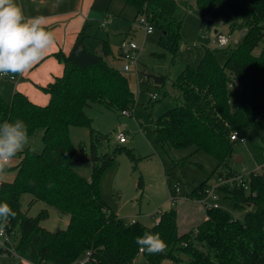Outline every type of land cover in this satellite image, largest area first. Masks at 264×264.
<instances>
[{
    "label": "trees",
    "instance_id": "trees-1",
    "mask_svg": "<svg viewBox=\"0 0 264 264\" xmlns=\"http://www.w3.org/2000/svg\"><path fill=\"white\" fill-rule=\"evenodd\" d=\"M122 1L160 30L161 45L176 55L182 39L177 0ZM193 1L208 18L207 27L221 9L243 18L246 32L238 44L220 50L206 47L198 66H186L173 82L179 92L178 105L155 121V138L163 147H194L195 152L208 153L218 161L219 175L229 177L233 175L227 172L232 133L257 129L258 120L264 117V0ZM234 29L231 25L230 32ZM87 36L81 31L68 55H54L64 64V72L42 88L51 96L49 104L38 105L20 91L11 102L0 94V123L20 119L27 125L29 137L43 132L42 152L24 148L16 155L18 164L8 168L15 172L14 179L0 183V202H7L16 212L5 228L20 259L27 264H72L89 251L87 264H264V175L252 173L245 186L219 189L234 201L235 209L247 211L243 220L221 206L207 208L206 219L181 233L176 209L161 213L153 226L127 223L110 210L101 195L100 180L125 147L117 145L113 153L98 154L97 145L103 137L92 127L85 109L98 103L123 113L132 110L129 107L135 104V94L127 76L105 59L111 53L109 43L103 41L102 51L92 52ZM261 45V53L256 54ZM218 51L228 55L224 64L216 57ZM152 79L165 85L168 77L148 74L146 82ZM72 127L91 131V180L73 168ZM189 160L187 156L176 165ZM209 187L207 180L189 198H202ZM25 194L33 198L30 205L41 201L68 214L67 228H43L41 222L49 217L48 210L28 216L22 210ZM146 231L159 233L167 250L155 255L141 251L135 238Z\"/></svg>",
    "mask_w": 264,
    "mask_h": 264
},
{
    "label": "rangeland",
    "instance_id": "rangeland-1",
    "mask_svg": "<svg viewBox=\"0 0 264 264\" xmlns=\"http://www.w3.org/2000/svg\"><path fill=\"white\" fill-rule=\"evenodd\" d=\"M177 2L179 3L177 16L182 20V39L180 50L174 55L161 45L160 30L154 27L151 34L146 33L143 25L138 22L139 17L134 7L128 6L123 11L122 0L97 1L101 7L95 8L98 17L93 29V38H89L88 45H92L90 47L92 49L96 41L111 36L112 46L119 50L121 48L122 53L131 43L138 46V50L135 51L136 63H128L130 70L123 69L126 63L123 59L114 64L121 67L120 70L127 76L135 94V104L129 107L132 109V115H125L98 103L88 105L85 112L92 119V127L103 137L97 145L98 154L113 153L117 145L125 147L117 152L115 162L107 168L100 180V192L110 210L119 214L127 223L140 221L153 226L161 213L176 209L179 230L183 233L197 226L206 217L203 204L184 199H190L189 195L203 182L208 180L212 186L219 182V178L230 179L235 182L230 186L233 188L236 182L241 180L239 178L246 182L252 173L264 175V117L258 120L257 129L249 128L240 132L239 136L245 137L246 142H233V152L228 159L230 168L227 170L233 175L229 177L225 176L227 174L219 175V163L208 153L195 152L194 147L175 149L157 143L155 121L163 113L178 105L179 92L173 87V82L188 64L198 66L206 47L217 48L212 38L206 36V31L213 32L219 29L241 41L244 37L242 32L246 30L243 18L221 9L218 11L217 19H212V23L207 27L208 18L199 11L193 0ZM103 20H105L103 24L99 23ZM219 21L222 24H219ZM231 25H235L232 32ZM101 26L108 28L104 29ZM262 46L255 50L256 54L261 53ZM216 57L221 64L228 59V55L222 51L216 52ZM148 74L166 75L168 80L165 85L155 83L154 79L148 83L146 82ZM1 79L4 87L14 88L13 81L3 76ZM1 91L3 97L8 93L3 89ZM153 95H157V99H153ZM121 127L125 128L127 138L124 144L117 139ZM90 133L87 127L71 128L75 153L73 168L87 180H91L93 171ZM42 134L40 131L29 137V143L25 148L30 147L41 153L44 147ZM128 150H132L133 155ZM187 156H190L189 162L176 165V162ZM19 161L20 158L14 157L9 167L17 165ZM8 168L5 174L0 175V180L14 179L15 172L9 171ZM175 186L180 189L177 196L173 190ZM216 194L217 202L223 209L236 219H244L246 210L235 209L234 201L227 198L225 192L217 190ZM176 198L178 199L175 200ZM32 199L29 194L22 197V210L28 213V216L35 217L43 210H48L49 217L41 222L43 228L50 231L67 228L70 220L68 214L59 212L58 209L41 201L30 205ZM86 259L87 254H83L72 264H87ZM0 264L25 263L11 254H0ZM161 264L170 263L164 261Z\"/></svg>",
    "mask_w": 264,
    "mask_h": 264
},
{
    "label": "clouds",
    "instance_id": "clouds-1",
    "mask_svg": "<svg viewBox=\"0 0 264 264\" xmlns=\"http://www.w3.org/2000/svg\"><path fill=\"white\" fill-rule=\"evenodd\" d=\"M56 44L55 33L48 30L42 16L26 17L16 0H0V76H23L49 55ZM29 143L28 127L23 120L0 123V175L5 174L16 155ZM16 212L0 202V234ZM141 251L163 253L167 243L159 233L144 232L135 238Z\"/></svg>",
    "mask_w": 264,
    "mask_h": 264
},
{
    "label": "crops",
    "instance_id": "crops-1",
    "mask_svg": "<svg viewBox=\"0 0 264 264\" xmlns=\"http://www.w3.org/2000/svg\"><path fill=\"white\" fill-rule=\"evenodd\" d=\"M97 1L98 0H16V3L22 7L26 17L42 16L45 18L47 28L55 33L56 44L43 61L35 65L23 76L17 75L15 80L3 76L15 83V85H13L14 88H8L7 86L4 87L3 81H1L2 76H0L1 96L3 97L2 89L5 92H8L5 97H3L4 100L11 102L15 92L20 91L25 93L32 102L38 105L45 106L49 104L51 96L42 88L49 85V83L54 82L55 78L63 76L64 72V64L54 55L58 52H63L65 55H68L74 46L79 33L83 30L88 34L86 38V43L88 45L89 38H93V29L96 26L95 21L98 17L95 8L97 6L98 8L101 7V4H98ZM127 7L128 6L124 4L123 11ZM105 17L107 18L108 16L106 15ZM104 22L105 20L99 21L101 24ZM108 27L101 26V28L104 29H107ZM110 37L111 36L107 37V39H99V42L96 41L93 44L94 47L92 49L90 48L92 45L89 41L91 46L88 45V47L92 52L99 53L102 51V42L107 41L111 46V53L105 59L109 64L120 69L121 67H117L114 64L116 61L118 62L122 60L121 52L118 48L112 46ZM124 129V127H121V132H124ZM1 182L2 180H0V183ZM174 192L176 193L175 190ZM177 195L178 194L176 193V196ZM177 199L178 198L175 200ZM184 199L198 202L197 199ZM203 209L206 210L205 208ZM117 215L120 216L119 214ZM205 218L206 217H204L203 220ZM21 261H24L25 264L28 263L27 260Z\"/></svg>",
    "mask_w": 264,
    "mask_h": 264
},
{
    "label": "built area",
    "instance_id": "built-area-1",
    "mask_svg": "<svg viewBox=\"0 0 264 264\" xmlns=\"http://www.w3.org/2000/svg\"><path fill=\"white\" fill-rule=\"evenodd\" d=\"M138 22L143 25V27L145 28L146 33L149 35L153 32L154 30V26L143 16H140L138 18ZM219 24H222L221 21H219ZM245 30H243L242 32V36L245 35ZM206 36L212 38L213 42L215 43V45L217 46V48L220 49H224L227 48L228 46L232 45V44H238L240 42L239 39L237 38H233L231 37V35L228 33H224L222 31H220L219 29H215L213 32H211L210 30L206 31ZM121 50V48H120ZM138 50V46L134 43H131L124 51L123 53L121 52V57L122 59L126 62L124 64V70L128 71L130 70V64L128 63H136L135 59V51ZM134 61V62H131ZM11 79V78H10ZM15 80V79H12ZM147 80V78H146ZM157 95H153L152 98L153 99H157ZM123 114L125 115H132V110H125L123 111ZM239 132L235 131L232 133L231 135V139L233 141H241V142H246V138L245 137H240L239 136ZM117 139H119L118 141L123 144L127 142V138L124 132H119L117 134ZM241 180H239V182H236V184H244V181L242 178H239ZM235 182L233 180L230 179H222L219 178V182L216 185H210L211 187H209L206 190V194L205 196H203L202 198L198 199V202H200L201 204H203L202 206L207 209V208H219L220 205L217 202L218 200V196L216 194L217 190H219V188L221 186H226V185H233ZM174 190L176 191V193H179L180 189L179 187L175 186ZM160 213V212H159ZM158 221V220H157ZM0 254L6 255V254H11V256L13 255L14 257L20 259L19 255L17 254L16 250H15V242L12 240V237L9 233V231L4 227L3 229V233L0 234ZM89 251L87 253V259H86V263L89 261ZM45 264V263H43Z\"/></svg>",
    "mask_w": 264,
    "mask_h": 264
}]
</instances>
